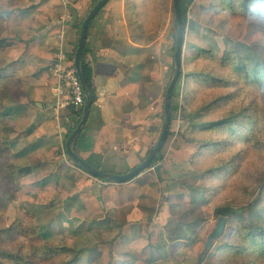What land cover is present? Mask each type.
Here are the masks:
<instances>
[{
  "label": "rangeland",
  "instance_id": "1",
  "mask_svg": "<svg viewBox=\"0 0 264 264\" xmlns=\"http://www.w3.org/2000/svg\"><path fill=\"white\" fill-rule=\"evenodd\" d=\"M74 1L0 0V39L39 34L54 20L63 21L66 27L80 24L85 17L79 15V9L72 5ZM123 3H126V11L131 13V17L132 14L135 17L129 25L138 30L137 36L132 35V38L138 44L136 47L140 50L142 61L148 59L150 72L155 70L153 63L157 64V68L164 69L158 140L165 121L166 91L175 74V42L166 40L177 34L178 29L173 0H110L101 10L102 15L119 11L124 8ZM229 3V0H217L214 8L192 16L196 29L189 26L186 29L182 78L175 86L179 91L176 97L178 110L171 122L173 134L162 154L169 153L173 146H184L185 143L177 139V134L183 133L192 139L193 158L186 163L174 162L172 179L169 181L159 182L154 167L144 171L145 176L138 180L155 182L156 189L161 191L159 203L150 207L149 211L144 209L143 213V216L155 218L166 234L164 239L167 243L163 250L167 257L154 264H198L199 255L188 238L190 235L204 242V249L210 253L206 263L247 264L254 261L255 264H264V258L240 256L234 251L221 250L222 245L232 237L231 227L227 226L222 236L212 237L216 235L220 221L215 209L230 205L246 211L264 184V88L239 79L226 84L211 80L209 76L230 77L228 69L226 71L216 59L226 50L240 49L244 43L251 44L258 51L264 50V18L257 13L251 17L236 15L228 7ZM20 48L12 44L0 49V70L21 54L23 49ZM201 50L210 52L202 54ZM33 65V62H29V65L26 63L21 72L0 81V111L9 109L10 112L0 120V231L20 223L28 231L38 226L40 234L48 232L45 241L69 248L71 253L68 258H75L78 251L85 249L83 264H103V259L97 258L93 250L98 242L113 236L115 232L92 226L91 215L82 213L79 204L64 200L61 195L57 196L58 205L52 209L36 206L34 201L37 195L29 185L34 182L33 185L38 187L42 182L46 185L55 180H46L42 173H31L21 178L11 174L14 169L33 167L41 161L38 153L29 152L31 149L27 151L35 135L21 136L39 118L38 110L31 101L37 86L26 79L32 73ZM228 93H232V96L223 98ZM214 101L216 103L212 105ZM208 104L210 108L202 111ZM244 109L258 117V130L244 131L238 138L229 136L226 130L211 127L233 110ZM202 139L206 142L200 143ZM211 141L216 144H211ZM48 149L49 146L43 147V151ZM21 150L26 154H20ZM212 169L215 171L211 172ZM67 177L72 178L71 175ZM183 185L192 189H182ZM112 215L116 219L119 217L115 212ZM203 218L204 221L194 232L187 233L188 224ZM119 222L123 223L124 220ZM139 229L140 223L133 226L131 241L134 239L135 244L121 246L122 252L114 254L113 264H135L140 258L145 260L139 251L141 244L136 242L141 237ZM30 240L19 235L17 240L10 238L4 247L16 249L22 243L25 251H30ZM57 262L60 259L50 264ZM0 264L17 263L0 258Z\"/></svg>",
  "mask_w": 264,
  "mask_h": 264
},
{
  "label": "crops",
  "instance_id": "2",
  "mask_svg": "<svg viewBox=\"0 0 264 264\" xmlns=\"http://www.w3.org/2000/svg\"><path fill=\"white\" fill-rule=\"evenodd\" d=\"M125 4L123 3L124 8L119 11L114 10L113 12L104 13V15L101 12L94 20L88 33L89 60L92 61L94 67L93 87L95 89V99L88 120L84 125L85 141L78 151L84 158L91 157L94 162L100 164L103 170L114 172H125L140 163L156 142L161 108V79L164 77L163 68H157V64L153 63L155 70L150 72L148 59L142 61L139 55L140 50L136 47L138 44L132 38V35L137 36L138 30L136 27L133 28L129 25V22H134L135 17L133 14L131 17V13L126 11ZM62 22L54 20L44 30L41 29L39 34L23 35L28 38L40 37L41 41L37 46V50L43 53H32L19 69L21 72L26 63L27 65H29V62L34 63L32 73L28 74L26 79L34 84L33 86H37L36 94H34V99H31V101L34 102L35 108L38 110L39 118L32 125L31 130L41 133V137L34 145L31 143L32 148L34 147L35 150L31 148L32 151L29 152L40 153L41 161L45 160L49 165H46L44 169H34L32 174L42 173L46 180L56 181L46 185L42 182L38 187L33 185V182L32 185H29V188L34 190L33 192L37 197L44 189L55 191V205L44 209L56 207L59 202L58 195H61L64 200H73L81 206L82 213L88 216L91 215L92 226L106 228V230L110 229L109 231L112 230V233L115 232L113 236L104 239L111 240L119 234L117 225L135 226L140 223L141 229V224L148 219H154L157 222L152 216H143V213L144 209L148 210L159 203L161 191L156 189L155 182L138 181L145 176L143 171L130 182L151 186L154 191L159 192L160 197L156 203L151 204L140 200L122 206L114 201L102 202L105 211L102 215H98L84 207L80 199L82 191L100 197L104 193L105 186L111 183L92 176L70 160L67 154L66 141V134L71 126L69 124L71 118L66 114L68 111L64 109L62 110L64 113L61 111L58 115L55 110L54 81L39 80L33 77V73L38 67L54 62L59 45V35L63 34L65 36L70 54L74 51L78 36L77 28L75 24L66 27ZM17 46L19 47V45ZM20 49H23L21 54L11 62L22 56L24 47ZM146 63L147 66L144 67ZM19 71L16 73L8 72L7 75L10 78ZM104 125L110 128L109 134L106 135V137H110V140L103 144L102 150L95 151L100 129ZM33 134L35 135V133ZM48 146L50 149L44 150V152L43 147L48 148ZM70 175L72 178L67 177ZM159 182L161 181L159 180ZM60 187L67 189L69 197L62 194ZM112 212L119 214L118 219L113 217ZM138 215H140L139 218ZM120 220H124V222L121 223ZM164 237H166V234ZM136 242L141 244L139 251L142 257L145 258V260L141 258L139 260L149 264L148 257L143 254L147 241L141 236L136 239ZM164 242L167 243L165 239ZM134 244L135 240L133 239L130 245ZM124 254L129 255L128 252H124Z\"/></svg>",
  "mask_w": 264,
  "mask_h": 264
},
{
  "label": "trees",
  "instance_id": "3",
  "mask_svg": "<svg viewBox=\"0 0 264 264\" xmlns=\"http://www.w3.org/2000/svg\"><path fill=\"white\" fill-rule=\"evenodd\" d=\"M100 0H76L72 2V5L78 8L79 15L83 14L84 19L81 21L80 24H75V27H78V36L75 44L74 51L70 54V59L74 61L76 59V53L78 48V43L81 35V29L83 22L93 9V7L99 2ZM230 3L228 7L234 14H241L247 17H251L252 15L256 14L260 17L264 18V0H229ZM110 0L108 1V3ZM217 0H180L181 5V13L182 18L184 21L185 29L189 26L192 29H196L195 22L192 16L196 13H202L205 11L214 8L216 5ZM107 3V4H108ZM106 4V5H107ZM105 5V6H106ZM104 6V7H105ZM103 7V8H104ZM102 8V9H103ZM174 8V4H173ZM101 9V10H102ZM99 11V13L101 12ZM175 12V11H174ZM97 14V16L99 15ZM96 16V17H97ZM96 17L92 20L89 30L96 19ZM176 17V16H175ZM177 23V20H176ZM178 27V25H177ZM88 30V33H89ZM88 39V38H87ZM176 39L177 34L175 33L172 38L166 39L168 42H175V50H176ZM40 37H33L28 38L26 36L21 37H4L0 39V49L12 45L17 44L21 47H24V52L21 57L17 60L8 63L3 69L0 70V81L6 79L8 77V72H17L26 61V59L32 54H43L37 50V46L40 43ZM244 49V50H243ZM202 54H208L210 51L201 50ZM89 43L86 42V46L81 58V68L84 71L86 80L89 85V89L94 96L95 99V89L93 87V77H94V67L92 61L89 60ZM217 56H215L216 58ZM223 67L228 69L230 77L223 76V75H213L209 74L211 80H218L225 82L226 84H231L234 80H244L247 83H252L254 85L260 86L264 88V50L258 51L254 46L251 44H242L240 49H235L232 51L226 50L223 55L219 58H216ZM174 63H175V54H174ZM175 66V65H174ZM52 64L45 65L38 67L37 70L33 73V77L39 80H51L54 81L53 74L51 72ZM224 68V69H225ZM191 75L195 73H190ZM173 78V77H172ZM182 78V75H181ZM180 81L177 82V86ZM178 88L174 89L173 96H172V120L175 119V113L178 110V106L176 105V97L178 96ZM232 93H228L223 98H230ZM222 99V98H220ZM216 102L214 101L212 105ZM210 108V105H206L202 108V111H206ZM9 109L0 111V120L2 117H7L9 115ZM67 116L71 118L69 124L71 126L68 129V133L66 134V141L69 139L73 131L77 128L79 123L83 117L84 107L80 109H76L73 106H69L65 109ZM165 114V112H164ZM65 115V114H63ZM258 124L260 121L257 116H254L249 113V110H233V112L228 113L224 117H222L219 121L211 124L212 128L223 129L226 130L229 136H238L241 138L242 132L252 130H258ZM204 126H209L205 124ZM84 127L82 131L76 136L73 142V148L75 152L85 159L89 164L93 167L107 172L117 173V174H124L132 171L135 169L140 163L144 161V159L148 156L150 151L153 147L157 144L158 140L154 143V145L149 150L146 157L138 164L133 166L130 170L125 172H114L103 170L100 164L93 161L91 157L84 158L78 151L79 148L84 143ZM163 131V128H162ZM161 131V133H162ZM110 128L107 125L102 126L99 132L98 140L95 145V151L102 150V146L105 142L110 140V137H106L109 134ZM33 133H35V137L32 139V145H34L37 140L41 137V133L34 132L33 130L23 131L21 136L29 137ZM173 134V131L170 129L168 131L167 139L162 147V149L156 155L151 167L155 168L156 174L158 179L161 182H166L172 179V171L174 169V162L178 163H186L189 159L193 158L194 152L191 150V142L192 139L185 136L183 133L177 134V139L185 143L184 146H173V149L163 155L162 150L164 149L167 141L169 140L170 136ZM194 140V139H193ZM197 140V139H195ZM201 142H206L205 140H199ZM210 144V143H209ZM211 144L215 145L216 143L211 141ZM218 144V143H217ZM32 145L27 147V151L32 148ZM33 150L34 147L32 148ZM24 150V149H23ZM23 150H21L20 154H26ZM26 151V152H27ZM1 153V151H0ZM19 154V155H20ZM40 154V153H39ZM68 157L73 160V158L69 155L67 151ZM74 161V160H73ZM74 163L79 166L80 168L84 169L87 173H89L85 168H83L80 164H77L75 161ZM48 165L45 160L39 162L35 166H25L18 169H14L12 171V175L14 174L16 177L21 178L25 175L31 174L34 169H41L45 168ZM49 166V165H48ZM215 169H212L211 172H214ZM91 174V173H89ZM94 177L96 175L91 174ZM103 181L109 182L108 186H105V190L103 195L96 196L90 192L82 191L80 193V199L86 209H89L95 212L98 215H102L105 213L102 202L108 203L110 201H114L118 205H125L129 202H139L140 200L150 202L151 204L156 203L159 200L160 193L154 191L151 186L139 185L134 182L126 181H113L110 179H103L97 177ZM185 190H191V186H182ZM260 192L256 195V197L251 201L249 208L244 211L239 208L225 205L220 206L215 209V214L219 218L226 219V225L222 235L225 233L227 226L232 228V237L229 241L224 243L221 247V250H228L234 251L240 256H252L258 258H264V184L261 185ZM62 194L65 197H69V192L66 191L64 187H60ZM55 191L52 189H44L40 192L39 196L37 197L35 204L39 207L43 208H50L54 206L55 199H54ZM3 198V197H1ZM204 218L201 220L193 221L191 224L187 225V233L189 231L194 232V229L197 228L199 225L202 224ZM119 227V234L111 239V240H103L100 241L96 247L94 248L93 252L97 254V258L101 257L103 259V264H113L114 253H121V246H126L131 242V231L133 226L132 225H117ZM141 236L147 241L146 246L143 249V254L148 257L151 264L158 262L159 260L166 258L167 254L164 252L163 247H165L164 242V232L163 228L154 220L148 219L141 224L140 229ZM20 236L22 237H29L31 240V248L30 251H25V245L20 244L17 246L16 249L14 248H6L4 246L8 245V241L10 238L13 240H17ZM48 232L46 233H39L38 226L33 227L30 231H28L25 226L23 227L22 224H13L6 228H3L0 231V258L16 262L17 264H42L52 262L53 260L60 259V262L56 264H83L85 249L78 251L75 258L70 259L68 258L70 255V250L64 245H57L54 243H50L49 241H45ZM221 235V236H222ZM188 236V235H187ZM191 240V244L193 245V249L199 255L198 264H216V263H206V260L209 256V251L204 249V242L198 241L196 238H192L191 235L188 236ZM126 252V251H123ZM149 263V264H150ZM88 264V262L86 263ZM135 264H148L144 261L137 260ZM247 264H255L253 262H248Z\"/></svg>",
  "mask_w": 264,
  "mask_h": 264
},
{
  "label": "water",
  "instance_id": "4",
  "mask_svg": "<svg viewBox=\"0 0 264 264\" xmlns=\"http://www.w3.org/2000/svg\"><path fill=\"white\" fill-rule=\"evenodd\" d=\"M109 0H100L97 2V4L93 7L85 21L83 22L82 29H81V35L78 43V48H77V53H76V59H75V66L78 71V74L81 78L82 84L85 88L86 92V101L84 105V111H83V117L77 128L73 131L69 139L67 140V151L69 155L73 158V160L77 163L80 164L83 168H85L89 173L96 175L97 177L103 178V179H110L113 181H120V182H126V181H131L133 180L136 176L141 174L143 171L147 170L151 164L153 163L156 155L158 152L162 149L167 136H168V131L171 126L172 122V96H173V91L175 89V86L180 79L182 72H183V52H184V46H185V38H186V29L184 26V21L182 18V13H181V5H180V0H173L174 4V11H175V16L177 20V39H176V50H175V74L173 78L170 81V84L167 88L166 91V96H165V121L163 125V131L161 133V136L157 142V144L153 147V149L150 151L146 159L140 163L135 169L128 173L124 174H117V173H112V172H107V171H102L99 170L95 167H93L91 164H89L85 159L80 157L74 150L73 148V142L76 138V136L82 131L84 125L86 124L88 117L91 112V108L94 102V96L91 93L89 89L88 82L86 80L84 71L81 68V58L86 46L87 38H88V30L89 26L92 22V20L97 16L99 11L108 3ZM226 225V219L221 218L219 221L218 228L216 230V235H213L212 237L220 236L222 235L224 228Z\"/></svg>",
  "mask_w": 264,
  "mask_h": 264
},
{
  "label": "built area",
  "instance_id": "5",
  "mask_svg": "<svg viewBox=\"0 0 264 264\" xmlns=\"http://www.w3.org/2000/svg\"><path fill=\"white\" fill-rule=\"evenodd\" d=\"M69 54L66 39L61 35L60 45L51 67L54 77V107L58 115L69 106L80 109L84 107L86 101L85 88Z\"/></svg>",
  "mask_w": 264,
  "mask_h": 264
}]
</instances>
